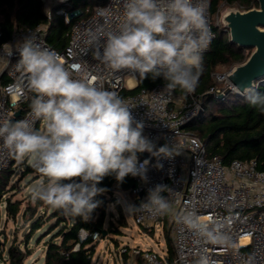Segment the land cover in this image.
I'll return each mask as SVG.
<instances>
[{"label":"clouds","instance_id":"1","mask_svg":"<svg viewBox=\"0 0 264 264\" xmlns=\"http://www.w3.org/2000/svg\"><path fill=\"white\" fill-rule=\"evenodd\" d=\"M89 36L90 44L103 39L93 56L114 72L128 70L153 81L162 78L169 93L179 89L185 94L197 88L204 53L213 39L204 0H123L118 29L106 36L98 32ZM17 52L16 69L24 78L8 84L6 92L13 98L27 91L34 94L31 119L0 122V141L16 160H26L45 178L29 189L34 202L89 222L103 203L95 198L108 191L98 186L105 177L120 184L128 176L146 181L150 161L140 162L139 153L174 155L169 145L157 148L144 135L145 124L135 119L126 98L98 86L95 77L75 76L81 65L66 66L57 51L38 42L35 33L24 36ZM241 91L248 104L264 114V93L251 85ZM37 122H42L43 130ZM161 191V186L150 190L144 207L168 209ZM185 223L203 228L190 217Z\"/></svg>","mask_w":264,"mask_h":264},{"label":"built area","instance_id":"2","mask_svg":"<svg viewBox=\"0 0 264 264\" xmlns=\"http://www.w3.org/2000/svg\"><path fill=\"white\" fill-rule=\"evenodd\" d=\"M53 1L55 7L46 11L47 18H52L54 9L66 23H71L69 42L64 50H57L46 41V26L39 25L16 31L10 40L0 45V122L31 119L29 105L34 94L27 91L23 97L13 98L6 87L24 78L16 69L17 49L24 36L33 32L39 43L61 55L66 66L81 65L74 72L75 76L95 77L98 86L126 98L135 119L145 124L144 135L152 139L157 148L167 144L174 149L171 157L151 155L146 158L150 161L147 180L135 177L136 184L129 192L122 193L125 197L133 195L141 199L132 207L133 217L141 227L158 228L166 219L171 221L172 264H203L204 261L207 264H264V171L257 168V161L233 160L226 165L220 157L210 156L205 143L186 130L204 110L203 96L195 95V91L186 97L176 90L169 93L164 88L165 83L129 93L138 87V74L128 70L114 72L94 58L93 51L102 46L103 39L98 44H90L89 32L106 36L117 30L123 19V0H106L86 10L75 7L72 0ZM204 2L214 39L219 23L211 12L212 0ZM2 37L0 26V41ZM231 72L217 75V79L229 82ZM3 74L8 79L6 84L1 83ZM129 79L133 86L127 85ZM225 90L211 87L206 93L219 96ZM18 111H21L19 117L16 116ZM41 124L37 122L36 127ZM13 158L0 141V173L10 166ZM143 160L139 158L140 162ZM157 164L162 167H156ZM157 186L162 187L160 195L168 203V209L160 210L157 205L144 207L150 190L154 191ZM186 217L197 219L203 228H190L185 223ZM88 238L97 242L101 235L81 230L80 242ZM79 247L77 244L74 250ZM126 251L127 248H123L121 253ZM133 253L140 256L142 264H164L154 251L136 248Z\"/></svg>","mask_w":264,"mask_h":264},{"label":"trees","instance_id":"3","mask_svg":"<svg viewBox=\"0 0 264 264\" xmlns=\"http://www.w3.org/2000/svg\"><path fill=\"white\" fill-rule=\"evenodd\" d=\"M72 1L75 7L82 10H86L87 7L93 9L94 6L102 5L106 2V0ZM222 3H226L229 6L237 5L243 11L259 7L257 0H212L211 12L213 15L218 13ZM46 11L44 0H0V26L3 32L0 45L10 40L12 35L18 30L44 25L47 28V43L57 50H64L69 42L71 23H66L61 17L56 18L54 9L52 18L48 19ZM215 33V38L212 40L209 50L204 53V71L194 92L195 95L204 97V110L189 125L196 121L205 124L201 132L196 135L205 143L210 156L220 157L226 165L233 160H256L257 168L264 171V114H261L248 104L245 99L246 93L239 94L233 91L226 94L223 99H217L216 96L206 93L211 87L217 86L212 79V74L219 66L234 68L244 63L250 56V54L246 53V49L230 41V34L229 32L226 33L223 27H215ZM7 82L8 79L3 74L1 83L6 84ZM164 83L162 78L153 81L150 78L142 79L139 77L138 87L128 92L134 93L140 89H152ZM221 88L224 89L226 87ZM254 89L264 93V78L256 84ZM176 92L182 96H187L179 89ZM138 157L146 159L151 157V154L148 152L139 153ZM15 163L16 159L13 158L10 166L0 173V207L5 202L7 216L13 219H16L21 210V202L12 201L11 198L5 199L4 197L10 185ZM31 170L29 168L27 171ZM135 184L136 179L132 176L126 177L122 184L118 183L112 176L105 177L98 186L106 187L108 191L95 198L102 200L103 203L92 213L93 219L89 222H84L79 217H75L68 223L65 217L59 218L58 224L62 221H65L66 224L46 243L45 261L43 264H91L96 246L91 238L81 243L79 240L80 231L85 230L90 234L99 232L101 238L104 232H106L105 237L110 232L120 233L112 220L114 215L107 210V205L110 203L117 208L120 213L118 221L121 225H125V217L117 195L120 192H129ZM130 198L134 200L135 204H138L141 200L133 195ZM59 213L62 215L61 210H59ZM109 215L111 216L110 225L106 229V221ZM1 219L2 212L0 209V223ZM39 220L32 225L30 233L26 237V251L22 252L20 247L12 245L8 249V258H4V248L0 247V264L1 259L9 264L25 263L26 258L31 255V251L28 248L31 234L41 226ZM168 221V219L164 221V228ZM153 230L155 229L152 228L150 231ZM166 241L167 252L161 258L164 260V264H172L174 258V248L171 244L172 237L168 236ZM113 242L118 244L114 239ZM77 244H80V247L78 250H74ZM129 249L127 248L126 252H120V259L114 260L113 264H129ZM139 264H142L140 256Z\"/></svg>","mask_w":264,"mask_h":264},{"label":"rangeland","instance_id":"4","mask_svg":"<svg viewBox=\"0 0 264 264\" xmlns=\"http://www.w3.org/2000/svg\"><path fill=\"white\" fill-rule=\"evenodd\" d=\"M45 10H50L55 7V1L44 0ZM73 5L74 2L72 1ZM230 10H241L237 5L229 6L226 3H222L219 8V12L213 15L214 20L219 23V27H223L224 31L229 32L223 24V15ZM56 18L60 17L54 11ZM247 54H251L252 50H247ZM233 68L225 66H219L212 74V79L216 83L217 88L226 87L227 89L229 82L219 81L217 75H223L231 72ZM128 86H133L132 81L127 80ZM205 127V124L196 121L192 125L186 127L187 131L194 134H199ZM40 130H43V124L39 126ZM31 168V171H27ZM45 178L37 173L27 161H18L13 165V175L10 179V185L8 191L5 194L6 198H11L12 201L21 202V210L17 215L16 219L8 218L6 213V203L3 202L0 209L2 212V219L0 223V247L4 248L3 257L8 258V249L13 246L20 247L22 252L26 251V237L29 235L32 225L40 221L41 226L38 230H35L31 234V240L29 241L28 248L31 251V255L28 256L24 264H43L45 261L46 243L50 238L62 229L66 222L62 221L58 224L59 218L65 217L66 221L70 223L73 217L65 216L60 214L58 209H52L49 206L44 205L42 202H34L29 194V189L36 183L43 181ZM118 200L123 210L126 224L121 225L118 219L120 213L114 206V210L111 211L114 215L112 218L115 226L119 229L120 233L110 232L106 237H102L99 241L94 242L96 250L94 252L91 264H113V261L119 258V253L123 248H130L129 250V264H139V255L133 253V250L140 248L142 250H151L160 256H165L167 252V241L166 238L171 236V221L166 223L165 228L163 225L155 230L150 231L152 228H142L138 225L133 217L132 201L129 197H125L121 192L118 193ZM125 209H130L125 211ZM111 216L107 218L106 226L107 229L110 225ZM163 229V230H162ZM49 233V235H48ZM113 239L118 244L113 242ZM172 247L173 243L171 242ZM28 251V250H27ZM1 264H9L7 261L1 259Z\"/></svg>","mask_w":264,"mask_h":264},{"label":"water","instance_id":"5","mask_svg":"<svg viewBox=\"0 0 264 264\" xmlns=\"http://www.w3.org/2000/svg\"><path fill=\"white\" fill-rule=\"evenodd\" d=\"M257 1L258 8L230 10L223 15V24L229 31L230 41L246 50H252V53L244 63L232 69L228 76L231 86L224 94L216 96L217 99H223L233 91L244 94L242 89L249 85L254 88L264 78V0ZM20 115L21 111H18L16 116Z\"/></svg>","mask_w":264,"mask_h":264},{"label":"crops","instance_id":"6","mask_svg":"<svg viewBox=\"0 0 264 264\" xmlns=\"http://www.w3.org/2000/svg\"><path fill=\"white\" fill-rule=\"evenodd\" d=\"M129 199L132 201V207L134 206V200L132 198L129 197Z\"/></svg>","mask_w":264,"mask_h":264}]
</instances>
